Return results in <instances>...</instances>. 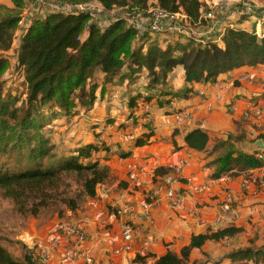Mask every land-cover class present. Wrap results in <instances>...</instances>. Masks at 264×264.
I'll use <instances>...</instances> for the list:
<instances>
[{
	"label": "trees",
	"instance_id": "trees-1",
	"mask_svg": "<svg viewBox=\"0 0 264 264\" xmlns=\"http://www.w3.org/2000/svg\"><path fill=\"white\" fill-rule=\"evenodd\" d=\"M10 1L11 8L0 6V11H3L0 15V52L3 53L11 49L23 10L21 0ZM57 1L72 4L97 2L106 11L126 7L144 10L149 3H153L168 13H182L192 22L199 19L202 7L200 0ZM86 23L85 15L60 14H50L32 22L21 37L16 63L27 88L26 100L22 101L25 105L17 107L15 99H3L0 94V139L13 141L16 146L24 145L27 157L36 164L33 169L0 175V189L4 197L13 200L21 212L30 216L57 204L63 205L72 214L82 212L85 206L80 205L84 200L88 203L95 197L96 188L104 183L109 174V168L101 165L97 157L109 147L101 141L99 145L92 143L76 149V154L60 161L55 167H43L40 159L51 154L40 133L42 124L46 125L49 121L42 123L41 117L47 104L53 105L65 116L74 114L77 106L90 109L96 100L97 89L100 88L102 97L105 85L122 71L125 72L123 77L130 82L144 73L145 89L127 103L133 111L138 99L146 102L153 99L148 92L165 85L169 73L176 67L182 68L186 84L213 82L219 75L244 66L260 65L264 68V33L257 37L253 31L229 28L219 44L211 39L200 43L184 41L179 37L169 42L157 38L140 42L135 40L134 32L124 21H116L104 29L89 25L85 31ZM161 41L164 45H160ZM5 67L6 61L0 58V74ZM98 74L103 77L100 85L97 83ZM158 105L162 106V103ZM144 128L148 130L149 126ZM32 130L35 133L31 134ZM152 133H142L135 139V146L146 144ZM98 139L95 138V141ZM208 141L206 133L198 128L184 136L186 147L196 152H204ZM215 153H218L216 157L211 161L206 157L205 163L210 171L208 177L212 179L225 174L235 177L264 165L255 152L237 150L231 137L216 141L209 154ZM165 172V168H157L154 174L162 176ZM70 174L75 175L78 190L72 197L67 195L71 186L63 179ZM242 233V229L234 225L216 230L208 228L204 233L192 235L178 254L167 250L156 259L155 264H188L193 249H200L207 242H230ZM150 256V253L143 257L136 255L134 262L143 264ZM226 257L231 262L253 261L257 264L264 262V248L232 249ZM30 263L28 257L24 258V263L14 260L0 246V264Z\"/></svg>",
	"mask_w": 264,
	"mask_h": 264
},
{
	"label": "crops",
	"instance_id": "crops-1",
	"mask_svg": "<svg viewBox=\"0 0 264 264\" xmlns=\"http://www.w3.org/2000/svg\"><path fill=\"white\" fill-rule=\"evenodd\" d=\"M200 1L202 2V0ZM204 2L209 3L210 1L204 0ZM212 2L214 1L212 0ZM255 3L259 7H264L260 2L255 1ZM0 5L12 7L10 0H2ZM229 25L230 28L248 32H252L256 27L263 31L264 12H259L256 17L247 19L230 16ZM157 39L165 40L159 37ZM160 45H164V43L161 41ZM124 73L122 71L105 85L102 97L100 88L96 91V99L99 102L95 108L99 109L100 112L96 113L95 119L98 124H95L96 126L91 129L93 136L95 135L91 140L94 142L97 134H99V139H110L111 142L116 140L118 145L108 147L106 152H100L97 155L99 163L109 168V174L104 183L96 188L95 197L86 203L83 215L80 217L85 224L87 235L85 245L92 254L93 264H141L134 262L136 255L143 257L137 245L119 255L111 253V250L117 245L119 237L118 220L112 213V207L130 203L139 209L143 205L146 194L154 186V181L151 178L152 171L170 165H180L185 176H192L196 182L205 180L210 172L205 167L207 161L205 151L210 149L218 140H226L228 137L236 136L235 125H238L240 129L238 134L241 133L250 141L242 144L235 143L237 150L245 153L264 152V138L260 139V137H264V132L260 123L253 119L245 121L242 118L247 100L251 98L264 99V90H261L257 85L234 82L235 77L249 75L264 83V68L260 65L244 66L219 75L216 80L227 84L233 83L221 103L214 101L213 90L207 87V83L186 84L182 68H174L169 73L166 84L156 87L159 89L158 93L151 91L152 94L156 92L160 95L158 97L154 95L158 100L153 98L149 101L152 116L149 125L153 133L148 142L142 146H135V139L143 133V130H141L142 133L138 132L137 138L132 139V137L127 136L128 130L124 125L120 129V133L123 131L121 137L115 129H109L106 132L102 129L104 120L112 123L114 127H120L119 125L131 112L127 103L137 93L145 89L144 73L133 82L123 77ZM98 77L97 83L100 85L103 77L101 74H98ZM197 91H201L202 94H198ZM113 92L119 95L121 104L116 100L111 101L109 94ZM115 101L116 106L109 104ZM158 103H162V106H159ZM230 104H234V112L228 110ZM183 108L194 110L202 118L201 125L195 127L182 126L180 129H176L177 117L175 113ZM123 128L125 129L123 130ZM196 128L206 133L209 138L204 152L190 150L184 143V136ZM257 141L262 144L261 150L257 148ZM90 143L92 144L90 138L86 137L83 144H78L76 149ZM133 173L138 175V180L135 187H130L127 182L130 174ZM243 180L244 177L238 175L229 178L226 183V187L235 194V202L239 210L236 227L243 231L240 236L246 234V231L264 234V214L260 218L256 217L255 220L253 218V221L248 214V208L251 205L264 203V189L260 191L256 186L243 189L241 188ZM218 210L216 199L213 198L204 206L202 212V219L205 220V224H198L187 216L171 211L164 201L152 208L151 216L154 226L151 232L155 242L149 249L152 256L145 259V264H155L156 259L163 256L167 250L178 251L179 248L188 244L192 235L204 233L208 228L213 230L219 228L213 223ZM143 227L147 229L148 225L143 223ZM221 244L224 246V243L207 242L200 249H193L190 253V261H196L193 258L194 252H200L207 245ZM63 245L61 243L60 248L54 254L52 264L58 263ZM228 248L231 249V247H226V249ZM224 256L216 261L206 259L205 264H214L215 262L217 264H232L231 260Z\"/></svg>",
	"mask_w": 264,
	"mask_h": 264
},
{
	"label": "built area",
	"instance_id": "built-area-1",
	"mask_svg": "<svg viewBox=\"0 0 264 264\" xmlns=\"http://www.w3.org/2000/svg\"><path fill=\"white\" fill-rule=\"evenodd\" d=\"M21 1L23 10L18 28H23L24 30L31 25L32 22L30 18L35 16L27 15L26 12L31 11L33 13L32 9L36 7L43 9V18L50 14H60L63 16L85 15L87 17V23L84 28L85 31H87L89 25H96L104 29L116 21L127 22L128 25H126L132 29L135 34V40L140 42L147 39L162 38L164 36H174L177 38L180 34H184L186 35L187 41L203 43L211 39L219 44L221 43L225 31L230 28L229 17H223L216 23L217 28H219L218 30H214L213 27L207 30L206 33L212 34L213 36L204 37L203 39L201 36H203L204 33L197 35L188 33L185 30L186 26L181 24L183 21H187L191 24H200L201 17H199L196 22H192L182 13H168L157 6L151 8L147 12L146 17L140 13L142 10L131 9V15L119 14L115 18L114 12H111L115 8L106 11L97 2L72 4L57 0ZM220 8L223 12L227 10L225 7ZM244 10L245 14L252 17V15L255 14L254 12L258 10L264 12V7H259L257 4H247ZM23 13L25 14L23 15ZM178 16L181 17L180 20L177 19ZM208 17H210V14H208ZM18 31L19 30H17L16 34H18ZM263 33L264 31L261 30L260 34L262 35ZM255 34L257 37L261 36H258L257 32H255ZM165 40L171 41L168 40V38ZM234 82H245L249 85H257L261 90H264V83L249 75L235 77ZM232 84L233 83L227 84L215 80L213 82H208L207 87L213 90L214 101L221 103L230 87L233 86ZM197 93L202 94L201 91H197ZM114 98L115 97H112L111 101H114ZM228 110L234 112V104H230ZM175 116L177 117L176 129H180L182 126H200L202 123V118L191 108L180 109L175 113ZM151 117L150 103L142 99L137 100L133 111L130 112L129 116L126 117V120L123 122V125L128 130L127 136L133 139L137 138L140 132L142 133L141 130H143V133L152 131L149 125ZM242 118L245 121H250L252 119L257 121V123H260L262 131L264 132V99L251 98L247 100L245 109L242 112ZM145 125L149 126L148 130L144 128ZM106 128L109 130L110 126L107 125ZM117 128L121 129L122 127ZM121 135L119 136L121 137ZM100 141L102 144L109 147L114 144L110 139L106 140L103 138L98 139L96 144L99 145L101 143ZM256 156L264 161V156L261 152L256 153ZM165 171L166 172L162 176L155 175V170L151 172L154 186L146 194L143 205L139 209L130 203L112 207V213L118 220L119 235L117 245L111 250L113 255L126 252L135 245L139 247L141 255L145 256L149 253L150 247L155 242L154 235L151 232L154 226L151 209L157 207L162 201L166 203L171 211L187 216L195 220L198 224H205V220L202 219L204 206L215 198L219 210L213 220L214 226H236L239 218V210L235 202V194L226 187V183L230 178L228 175H221L215 179L208 177L205 180L203 179L196 182L192 176H185L183 174L180 165H170L165 168ZM240 176L244 177L241 188L247 189L249 186H256L260 191L264 189V165ZM137 180L138 175L133 173L130 174L127 183L130 187H135ZM248 211L252 221L253 218L254 220L256 217L260 218L264 214V203L251 205ZM143 223L148 225L147 229L143 227ZM86 240L85 224L81 218L77 219V221L58 222L53 227V234L49 239L36 249L35 260L37 264H52L54 254L60 248V244L63 243V249L57 264H93L92 254L85 245Z\"/></svg>",
	"mask_w": 264,
	"mask_h": 264
},
{
	"label": "rangeland",
	"instance_id": "rangeland-1",
	"mask_svg": "<svg viewBox=\"0 0 264 264\" xmlns=\"http://www.w3.org/2000/svg\"><path fill=\"white\" fill-rule=\"evenodd\" d=\"M213 1L214 2L210 1L209 3H205L204 0H202V7L200 10V24H191L187 21H183L181 23L186 26L185 30L188 33H192L195 35L204 33V35L201 36L203 37V39L204 37H212V34L206 33L207 30L211 27H213L214 30H218L219 28H217L216 23L223 17L225 18L234 16L237 18L247 19L251 17L244 13V9L247 4H256L255 1H257L264 5V0ZM154 7H156L155 4L149 3L148 7L142 10L140 13L146 17L147 12ZM220 7H225L227 10L223 12ZM131 9L134 8H115L111 12H114V16L116 18L119 14L131 15ZM32 11L33 13L31 11L26 12L27 15H35L33 16V18H30L31 22L44 19L43 9L36 7L33 8ZM259 12H262V10L254 12L255 14L252 15V17H256ZM2 14L3 11H0V15ZM24 14L25 13H23V15ZM208 14H210V17H208ZM177 19L180 20L181 17L178 16ZM124 23L127 24V22ZM18 30V34L15 35L14 41L11 45V49L5 53L0 52V58L6 61V67L0 74V94L3 99H15L16 106L20 107L22 105H25V103L22 101L26 100L27 88L24 82L23 74L21 70L18 69L16 66L20 40L24 32L23 28H18ZM261 30L262 29H257L256 27L253 32H257L259 36L261 35ZM163 38H168V40L175 39L174 36H164L161 39ZM179 38L181 40L187 41L186 35L184 34H180ZM155 91L158 93L159 89L155 88ZM156 92H153V94L152 92H148V94L153 95L152 97L158 100L157 97L160 94H157ZM154 95H156L157 97L155 98ZM109 96L110 98L115 97L114 99L118 103L120 102L121 104V100H119V95H117L116 92L109 94ZM116 101L109 104H111L112 106H116ZM98 102V99H96L93 103L92 108L90 109H85L84 107L77 106L75 109L76 112L68 116L63 115L59 111V109L53 108V105L51 104H47L44 107V110L41 114V117H43V119H40H42V123L48 120L49 121L46 125L42 124L43 126L41 127L42 129L40 133L48 143V147H50L49 150H51V154L49 156L40 159L41 164L44 168L55 167V165H57L60 161L65 160L66 158L76 154L77 145L81 143L83 144L86 137L90 138V141L94 145H97V142L95 140L94 142L93 140H91L95 136H93V132H91V129L96 126L95 124H98L97 120L95 119L96 113L100 112L99 109L95 108ZM50 111H53V113H50ZM54 113L56 114L54 115ZM125 120L126 117L124 121ZM92 124L93 126L91 127ZM111 124L107 122V120H104L102 129L106 132L109 128H106V126L109 125L110 129H115L116 132L120 131L119 128L114 127V125ZM119 126L122 127L123 123ZM235 128L237 134L236 136L231 137V142L234 143V147L235 143L242 144L244 142H250L243 135H241V133L238 134V130H240L238 128V125H235ZM33 132L34 130L31 131V134ZM121 134H123V131L119 133V135ZM97 136H99V134H97ZM7 141L8 143H6ZM115 141L113 145H118V143H115ZM31 143H33V141H31ZM84 146L82 145V147ZM217 152H220V150ZM205 153L206 155L208 154L206 157H208L210 161L214 159V157H216V155L218 154H209L211 153V148L205 151ZM208 163L209 162H207L206 164L207 166ZM35 165V162L27 157V149L24 145L21 144L16 146L15 144H13V141L6 140L5 138L0 139V175L7 172H20L28 169H33ZM75 178L76 177L74 174H70L67 177H63V179H65V181L71 186V192H67V195H70L71 197L75 194V192L78 191L75 185ZM85 203L86 200H84L80 207H84ZM82 215L83 211L72 214L68 212L67 208H65L63 205L57 204L56 206L41 209L36 216H30L21 212L19 210V207L14 204L13 200L4 197L3 192L0 189V246L5 249L10 254V256L16 261L24 263V258L28 257L31 262L30 264H37L35 260L36 249L42 246L53 234V227L55 226V224L62 221H77V219H79ZM245 233L246 234H243L242 236L238 237L237 239L231 242L224 243V246L231 247V249H226L223 244L207 245L200 252H194L193 258L196 261H189L188 264H205L206 259L216 261L217 259H221L227 252L230 253L232 249L242 247L264 248V234H254L253 232L250 233L249 231H246ZM180 249L181 248H179L178 251L174 249L171 251L175 254H178ZM263 263L264 262L260 261L257 264ZM143 264H145V262H143ZM214 264L217 263L215 262ZM232 264L254 263L253 261H233Z\"/></svg>",
	"mask_w": 264,
	"mask_h": 264
},
{
	"label": "water",
	"instance_id": "water-1",
	"mask_svg": "<svg viewBox=\"0 0 264 264\" xmlns=\"http://www.w3.org/2000/svg\"><path fill=\"white\" fill-rule=\"evenodd\" d=\"M256 145H257L258 150L262 149V144L260 141H257Z\"/></svg>",
	"mask_w": 264,
	"mask_h": 264
}]
</instances>
